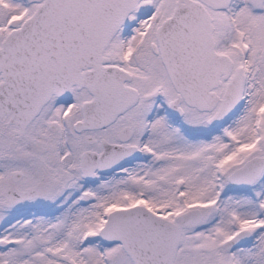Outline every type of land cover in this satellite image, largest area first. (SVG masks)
Listing matches in <instances>:
<instances>
[{
  "label": "snow or ice",
  "instance_id": "obj_1",
  "mask_svg": "<svg viewBox=\"0 0 264 264\" xmlns=\"http://www.w3.org/2000/svg\"><path fill=\"white\" fill-rule=\"evenodd\" d=\"M0 264H264V0H0Z\"/></svg>",
  "mask_w": 264,
  "mask_h": 264
}]
</instances>
